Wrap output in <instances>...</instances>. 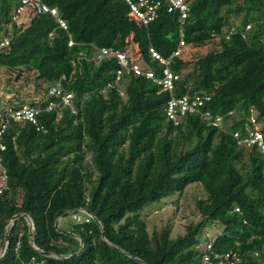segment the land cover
Wrapping results in <instances>:
<instances>
[{
    "label": "trees",
    "instance_id": "1",
    "mask_svg": "<svg viewBox=\"0 0 264 264\" xmlns=\"http://www.w3.org/2000/svg\"><path fill=\"white\" fill-rule=\"evenodd\" d=\"M19 1L0 0V39L10 36L0 47V71L18 69V76L30 68L45 95L8 101L2 113L4 120L7 107L22 102L43 108L38 124L10 118L0 138L7 175L0 264H202L204 229L214 251L239 254L236 264H264V157L232 135L244 132L250 109L264 134V0H188L182 25L165 1L143 25L123 0H44L66 30L47 12L32 14L25 27L10 25ZM230 25V38L212 36ZM180 28L188 44L217 45L192 70L171 57ZM130 44L156 77L166 65L150 48L169 59L180 73L174 95L210 96L204 109L223 117L224 130L194 113L174 125L164 111L170 93L145 74L129 71L115 84L116 58L96 55ZM59 80L73 93L75 112L47 94ZM50 102L56 105L45 110ZM194 183L205 194L195 200L198 219L175 236L169 224L149 229L143 211Z\"/></svg>",
    "mask_w": 264,
    "mask_h": 264
},
{
    "label": "built area",
    "instance_id": "2",
    "mask_svg": "<svg viewBox=\"0 0 264 264\" xmlns=\"http://www.w3.org/2000/svg\"><path fill=\"white\" fill-rule=\"evenodd\" d=\"M130 8L131 16L143 25H147L150 21L155 19L158 14V8L165 1L168 4V11H177L179 13V21L182 25L185 19L189 15V2L188 0H123ZM50 13L53 15L59 26L63 29H67V24L64 19L61 18L57 7L50 6L45 3L44 0H20L18 5L14 8L10 25L15 23L17 26L26 24V21L34 13ZM250 25H246L245 29H249ZM235 32V27L230 25L223 29L220 34L212 33L215 39L224 37L226 39ZM181 39L176 50L172 52V56L182 57V53L189 45L185 40L180 28ZM245 34L243 33V37ZM9 35H5L0 39V47H5L9 44ZM74 40L71 35L68 34V45H73ZM152 56L158 58L161 62L165 63V67L162 69V75L160 77L155 76V72L142 65L138 59H133L130 56L129 46L123 49L113 48H101L96 58L102 56L114 57L119 64L116 70L114 83H118L124 73L133 71L136 75L145 74L147 77L152 78L154 82L161 85L162 88L170 93L169 98L166 101L164 111L166 119L171 121L174 125L181 123L183 117L188 113L197 114L201 120L205 121L208 125L218 127L224 130L223 117L220 115H214L210 110L204 109L205 104L209 101L210 96L202 93L201 91H194L192 93H185L181 96L173 94L174 82L180 78V73H174L168 66L169 59L161 57L153 48H150ZM64 79V76L61 77ZM48 95L60 96L61 104H66L71 108L72 112L76 109L73 106L72 98L73 93L64 92L61 85V80L53 83L47 91ZM56 105V102H50L44 108L45 110L51 109ZM7 118L0 124V138L4 129L6 128L8 121L12 118L16 122L30 121L33 124H38L37 116L43 110V108L36 104L29 102H22L16 108L7 107ZM250 114L247 117V123L244 127V132L235 130L232 135L236 139L238 145L246 147H256L264 157V134L261 131V124L259 123L256 112L250 109ZM39 128V127H38ZM5 146L0 142V151L4 150ZM1 159V158H0ZM7 186V175L4 167L0 163V193ZM237 209V208H236ZM207 230L204 229V236H208V240H202L200 242L201 248V262L202 264H236L240 260L239 254L234 250L225 252H217L213 250L212 244L214 237L211 236ZM19 242L16 244L18 248ZM256 254V253H255ZM33 259V257H32Z\"/></svg>",
    "mask_w": 264,
    "mask_h": 264
},
{
    "label": "rangeland",
    "instance_id": "3",
    "mask_svg": "<svg viewBox=\"0 0 264 264\" xmlns=\"http://www.w3.org/2000/svg\"><path fill=\"white\" fill-rule=\"evenodd\" d=\"M235 23L239 22L236 17H231ZM29 22L22 25L25 27ZM216 43L210 42L205 45L189 44L184 52L182 58L189 61L187 69L192 70L193 62L208 52L211 49H216ZM130 56L133 59H138L142 65L146 66L144 60L137 53V48L134 44L129 45ZM21 73L17 75L18 69L14 71L2 70L0 71V95L5 98L0 100V124L3 121L2 113L8 101H13L22 97L24 100L31 101L44 97V91L34 87L33 72L30 68L22 67ZM45 86L44 83L41 84ZM204 190L200 184L189 185L181 195H172L164 199V201L156 206H150L143 211V217L151 229L153 226H164L169 224L172 228L171 234L175 236L184 231V227L190 221H196L198 214L196 213L195 200L203 197ZM0 245V250H1Z\"/></svg>",
    "mask_w": 264,
    "mask_h": 264
},
{
    "label": "water",
    "instance_id": "4",
    "mask_svg": "<svg viewBox=\"0 0 264 264\" xmlns=\"http://www.w3.org/2000/svg\"><path fill=\"white\" fill-rule=\"evenodd\" d=\"M67 214H68V213H65L64 216L67 215ZM19 216H21V215H15L12 219L15 220V219H16L17 217H19ZM102 234H103V232H102ZM30 235H31V237H34V235H35V231H34V229L31 231ZM7 239H8V234H6V236H5V240H7ZM4 247H5V244H4L3 247H2V251L4 250ZM81 248H82V242H81V244H80V248H79V250H78L76 253H74V254L79 253V252L81 251Z\"/></svg>",
    "mask_w": 264,
    "mask_h": 264
}]
</instances>
